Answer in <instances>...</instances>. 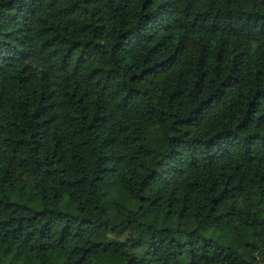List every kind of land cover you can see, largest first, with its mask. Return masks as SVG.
Instances as JSON below:
<instances>
[{
  "label": "trees",
  "instance_id": "1",
  "mask_svg": "<svg viewBox=\"0 0 264 264\" xmlns=\"http://www.w3.org/2000/svg\"><path fill=\"white\" fill-rule=\"evenodd\" d=\"M263 202L264 0H0V264H264Z\"/></svg>",
  "mask_w": 264,
  "mask_h": 264
},
{
  "label": "rangeland",
  "instance_id": "2",
  "mask_svg": "<svg viewBox=\"0 0 264 264\" xmlns=\"http://www.w3.org/2000/svg\"><path fill=\"white\" fill-rule=\"evenodd\" d=\"M260 214H261V218H262V224L260 225V227L258 228L257 232L255 233V237L256 240L261 243L264 240V202L260 207ZM253 235V232L251 229H244L243 231V239L246 242H250L251 237Z\"/></svg>",
  "mask_w": 264,
  "mask_h": 264
}]
</instances>
